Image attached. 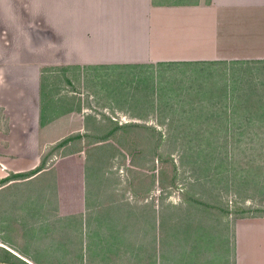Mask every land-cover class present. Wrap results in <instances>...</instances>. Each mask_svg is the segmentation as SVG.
I'll use <instances>...</instances> for the list:
<instances>
[{
  "label": "rangeland",
  "instance_id": "rangeland-1",
  "mask_svg": "<svg viewBox=\"0 0 264 264\" xmlns=\"http://www.w3.org/2000/svg\"><path fill=\"white\" fill-rule=\"evenodd\" d=\"M41 6L43 22L69 30V0ZM52 46L42 50L43 117L59 136L79 127L82 137L43 147L42 156L55 145L44 166L56 163L57 175L0 189V243L36 264H188L189 245L170 251V226L196 225L195 249L225 251L227 223L264 212V99L253 101L264 70L236 66L227 91L221 66L69 69L65 45ZM247 87L259 94L246 101Z\"/></svg>",
  "mask_w": 264,
  "mask_h": 264
},
{
  "label": "crops",
  "instance_id": "crops-1",
  "mask_svg": "<svg viewBox=\"0 0 264 264\" xmlns=\"http://www.w3.org/2000/svg\"><path fill=\"white\" fill-rule=\"evenodd\" d=\"M41 1L0 0V178L33 169L43 147L62 137L54 119L43 117V45H65L68 52L61 62L69 69L147 66L163 74L177 67L182 75L200 64L221 66L227 91L239 66L264 70V0H69L66 31L52 20L43 22ZM259 87L261 97L253 101L264 99V84ZM253 88L241 93L246 101L259 94ZM230 105L226 102V109ZM118 109L119 115L140 117ZM149 113L142 112L141 118L154 119ZM73 128L69 119L67 129ZM75 130L80 133L79 127ZM54 164L22 179L49 168L56 174ZM227 226L225 251L186 248L181 255L192 259L188 264H264V212L233 217Z\"/></svg>",
  "mask_w": 264,
  "mask_h": 264
},
{
  "label": "trees",
  "instance_id": "trees-1",
  "mask_svg": "<svg viewBox=\"0 0 264 264\" xmlns=\"http://www.w3.org/2000/svg\"><path fill=\"white\" fill-rule=\"evenodd\" d=\"M79 137H82V135L80 133H78V132L77 133H73V134H69V135H66L65 137L60 138L55 143V145L58 147V146L62 145L64 142H66V141H70V140H73V139L79 138ZM105 137H107V135H102V136L98 137L97 140H104ZM55 145L52 146L49 149L48 153H44L43 156L41 155L40 162H39V164L36 167H34L33 169H30L28 171L8 173L7 175H5V176L0 178V184L6 182L8 180L15 179V178H25V177L35 173L37 170L41 169L44 166V163L46 161L45 155L51 154V152L56 148ZM161 223L163 224V222H161ZM193 227L194 226L192 224L185 223V222L184 223L183 222L182 223L179 222V224L177 223V225L173 224V226H170V236L173 237V240H169L168 243L172 244V247H170V251L172 253H174L176 250H184V248H186L185 247L186 245H189L188 249H190V250L195 249V245H193L192 238L190 239V241H187V239L190 238L189 236L191 235V232H189V231H191L193 229L196 231V229H197L196 225H195V228H193ZM178 233H179V237H178ZM187 233H188V235H187ZM174 235L176 236V241L179 243V246L176 245V241H175ZM176 247H178V249H176ZM0 248H2L3 250L7 251V249H4L1 246H0ZM7 252H9V251H7ZM18 258L19 259L17 261H9V260H7L5 258H2L0 256V261L9 262V263H16V264H27L26 261H24L20 257H18ZM170 259H172L171 256H170ZM152 264H154V262H152ZM171 264H174V262L171 261Z\"/></svg>",
  "mask_w": 264,
  "mask_h": 264
},
{
  "label": "water",
  "instance_id": "water-1",
  "mask_svg": "<svg viewBox=\"0 0 264 264\" xmlns=\"http://www.w3.org/2000/svg\"><path fill=\"white\" fill-rule=\"evenodd\" d=\"M18 256H19V255H18ZM19 257H20V256H19ZM21 258H22L23 260H25L26 262H28V261H27V258H24V257H21ZM29 262H30V261H29Z\"/></svg>",
  "mask_w": 264,
  "mask_h": 264
}]
</instances>
